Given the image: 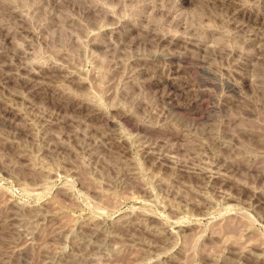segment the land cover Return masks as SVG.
Instances as JSON below:
<instances>
[{
    "label": "rangeland",
    "instance_id": "obj_1",
    "mask_svg": "<svg viewBox=\"0 0 264 264\" xmlns=\"http://www.w3.org/2000/svg\"><path fill=\"white\" fill-rule=\"evenodd\" d=\"M0 264H264V0H0Z\"/></svg>",
    "mask_w": 264,
    "mask_h": 264
},
{
    "label": "bare ground",
    "instance_id": "obj_2",
    "mask_svg": "<svg viewBox=\"0 0 264 264\" xmlns=\"http://www.w3.org/2000/svg\"><path fill=\"white\" fill-rule=\"evenodd\" d=\"M173 72V71H172Z\"/></svg>",
    "mask_w": 264,
    "mask_h": 264
}]
</instances>
